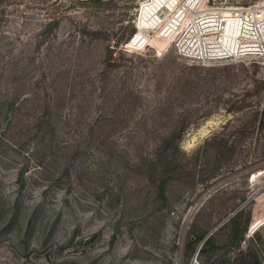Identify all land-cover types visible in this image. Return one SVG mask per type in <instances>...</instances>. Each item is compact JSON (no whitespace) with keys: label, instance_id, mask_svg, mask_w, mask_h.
Returning <instances> with one entry per match:
<instances>
[{"label":"rangeland","instance_id":"obj_1","mask_svg":"<svg viewBox=\"0 0 264 264\" xmlns=\"http://www.w3.org/2000/svg\"><path fill=\"white\" fill-rule=\"evenodd\" d=\"M178 1L0 0V264H264V64Z\"/></svg>","mask_w":264,"mask_h":264},{"label":"built area","instance_id":"obj_2","mask_svg":"<svg viewBox=\"0 0 264 264\" xmlns=\"http://www.w3.org/2000/svg\"><path fill=\"white\" fill-rule=\"evenodd\" d=\"M202 2L203 8L188 17V30L174 24L177 52L198 62L247 57L264 64V0L229 7Z\"/></svg>","mask_w":264,"mask_h":264},{"label":"bare ground","instance_id":"obj_3","mask_svg":"<svg viewBox=\"0 0 264 264\" xmlns=\"http://www.w3.org/2000/svg\"><path fill=\"white\" fill-rule=\"evenodd\" d=\"M187 0H179V4H177L178 6H175L174 8V11H172V13L170 12L168 14V16L164 19V22L160 28V30L165 26V25H168L170 20H172V22L174 23V16H177V12L180 11L181 9V12L179 13V15L176 17V19L178 20L177 21V24H182V25H185L184 27L188 30L190 24H191V21L188 20V17H191L193 15V13L195 11H197L198 9L200 8H203V2L202 0H195L192 4V6H185V2ZM165 13L163 12H160V15H164ZM167 27V26H166ZM159 30V31H160ZM158 31V32H159ZM158 35V33H157ZM174 31H168L165 36L161 35L162 38H169V40H173L172 37H174ZM168 40V39H167Z\"/></svg>","mask_w":264,"mask_h":264},{"label":"trees","instance_id":"obj_4","mask_svg":"<svg viewBox=\"0 0 264 264\" xmlns=\"http://www.w3.org/2000/svg\"><path fill=\"white\" fill-rule=\"evenodd\" d=\"M233 225H234V231H235V232L238 231L237 234H236V237H235L234 242H235L236 245H239V240H240V238H242V236H243L242 232L244 231V229L242 228V230H238V229H239V224H238L237 222H234ZM204 244L210 245V244H212V240H211V239L205 240V241H204ZM240 253L242 254L243 252L240 251ZM241 259H243V258H241ZM225 260H226V259H224V260L222 261V263H224ZM222 263H221V264H222Z\"/></svg>","mask_w":264,"mask_h":264},{"label":"water","instance_id":"obj_5","mask_svg":"<svg viewBox=\"0 0 264 264\" xmlns=\"http://www.w3.org/2000/svg\"><path fill=\"white\" fill-rule=\"evenodd\" d=\"M238 209H235L231 214H229L225 219H223L220 223L217 224V226H215L212 230H210L205 236L204 238L201 240L198 248L196 249V254L199 250V248L201 247V245L204 243L205 240L208 239V237L213 233V231L218 228L225 220H227L229 217H231Z\"/></svg>","mask_w":264,"mask_h":264}]
</instances>
